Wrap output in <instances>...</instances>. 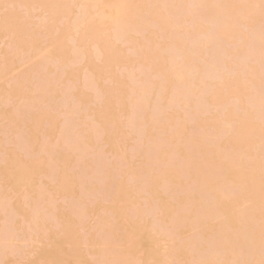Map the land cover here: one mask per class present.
Segmentation results:
<instances>
[{
    "label": "rangeland",
    "instance_id": "1",
    "mask_svg": "<svg viewBox=\"0 0 264 264\" xmlns=\"http://www.w3.org/2000/svg\"><path fill=\"white\" fill-rule=\"evenodd\" d=\"M22 1H25L24 3L27 5L28 3L30 5L32 2L35 3L32 6L30 5L31 8L29 9L26 4L21 6V4H24ZM62 1L58 0L59 3L56 0L53 2L48 0V3H44L43 0H32V2L31 0H20L21 3L18 0L0 1V23L3 24L4 20V23L9 24L8 26L11 28L8 30L7 24H3V26L0 24V39L2 35L4 38L0 41V264H264V109L262 108L264 105L262 107L252 105L254 104L253 99L256 100L260 94V99L264 97V65H262L264 61L260 63L264 57H260V61H258L259 56L262 54L259 51L264 44V40L256 36L259 32L264 33V0H225L226 3L231 2L232 4L233 2L235 5L232 7L237 9L235 10L236 13L234 12L236 17H233V14H231L234 11H232L233 8L229 7V11L227 12L228 9L226 7L228 3L226 5H224L225 2L224 4L222 3L224 7L226 6V11H224V7L222 10L223 5L220 4L221 0H213L214 2L218 1V3H215L220 4L221 9L212 0H209L210 3L212 2L211 5H209L208 0H198L201 3L200 6L204 10L206 8L205 11L202 7L200 8L199 3L195 0H193V3L195 1L199 7L196 6V3L193 4L192 0H168L169 3L166 0H151L149 3L146 0H98L94 4H92L93 0H88L85 5L89 9L83 7L82 5L84 4H80L84 0H71L72 3H70V0H64L67 2ZM138 1L143 2L144 7L147 4L149 6L146 7H152L149 10H145L147 8L145 7L144 9L142 4L140 6V2ZM185 1H188L187 4L192 3L188 6H195V9L191 8V11L195 10V13L189 12L186 8V13H192L191 17L193 18L191 19L196 21H192L193 24H188L193 26H191L193 31L192 28L189 29L190 26L185 25V22L187 24L188 20L190 21V14L188 13L189 15L187 16V14H183L185 12H182L185 11V5L182 7ZM38 2L39 4L35 6ZM68 2L71 5H68ZM151 2H154V5ZM161 2H164L163 5ZM49 3L50 6L51 4H54V6L58 4L53 9L55 13L52 11L53 5L51 7L47 5L46 7L45 4ZM77 3L80 4L82 10L84 9L86 13L83 11L84 14H81L82 10L79 7L75 9L78 5ZM117 3L119 5L116 6L115 4ZM167 3L171 5V7L167 6L168 9L164 6ZM41 4L44 10L42 7V9L40 8ZM214 4L215 7L213 6ZM64 5L67 7H64ZM178 5L180 7H177ZM205 5L211 6L210 9ZM120 6L124 9L125 13L122 12ZM163 6L165 7L164 9H162ZM172 6L174 8L177 7L178 11L177 9L173 10ZM32 7L34 10H32ZM212 7H214L213 10L218 7L217 10L223 11L219 10L226 17L230 16L226 14H231V18L227 17L229 18L227 20L223 15H220V18L217 10L216 13L215 10L214 12H209V10H212ZM57 8L58 10H56ZM65 8L67 12L63 11ZM106 8H111L110 10L114 13L119 11L116 14H120V16L116 15L115 17L117 24L114 17H109L112 12L106 10ZM137 8L139 12L142 9H144V12L148 11L149 15L142 12L141 15V13L137 12L140 18L142 16L145 17V15L148 16L146 18L142 17L143 19L141 20L135 15L137 19L135 18L136 20H134V14L132 13L133 9L136 12L135 9ZM188 8L190 10V7ZM97 9L100 10L98 11ZM166 9L169 11H166ZM196 9H202L204 11L201 10L203 15ZM96 10L97 12H95ZM120 10L124 15L120 13ZM60 11L61 14L59 15ZM76 11L79 13L76 16L83 18L82 22H80L81 18L79 20V18L73 16ZM92 12L96 16L95 18ZM165 12H169L168 14L166 13L167 16ZM175 12L177 15L181 14V16H184V18H178L177 24V19L171 20L170 15L171 13L173 18L176 16L174 15ZM208 13H211V15ZM127 14L131 18L133 17V19L129 21L127 19L126 21L124 17L126 18ZM193 14H199V16H196L197 20H199V17L204 20L207 15L208 18L206 17L205 19H208V22L214 24L219 22V24H215L217 27L219 25L218 29H221L223 24L226 25L229 20L232 21L233 18H236L238 22L235 20L233 22L234 24L236 22L237 26L233 24L230 29L229 26L232 23L229 21L230 25L226 26L227 29L223 27L226 31L228 30L226 33L229 34L225 33L226 36L222 38L226 39L227 35L229 36L232 33L230 36L233 35V39L230 38V41L227 38L231 42L228 46L231 47L232 44L235 45V43H232L235 41H237L236 43L239 42L240 45H243L241 42L249 44V41L246 42L247 38L250 35L252 37L256 36L262 41L260 43L259 40L261 46L260 50H257L259 55H257L256 51V47L259 49L258 41L254 40L256 38H252L256 43L253 44L252 41V44L247 45L248 48L246 50L249 49V51L244 50V46H246L244 45L243 47L241 46V49L237 48V51H234L237 58L235 55H231L233 46L230 48V51L228 50L230 52L228 53L227 49L229 47L226 48L227 45H224L227 44V41L225 39L223 41L220 37L225 30L216 31L215 26H213L214 24H212L214 28L212 29V26L210 27L207 24L208 22L206 23L208 26H206V24H203V21H197ZM47 15L50 17L49 20ZM54 15L58 18L54 19ZM39 16L46 19L43 21ZM203 16L204 18H202ZM212 16L216 18L218 16L221 20L218 18V20L216 18L212 19ZM3 17L6 18L3 19ZM117 17H120L119 19L122 17L121 21H118ZM244 17L247 19L245 20L248 22L247 24H243L244 20L242 18ZM64 18L66 26L63 24L65 23L64 20L57 24L60 19ZM209 18L212 21L215 19L217 21H209ZM85 19L91 20L90 23L86 22ZM238 19H242L243 21ZM112 20L117 25L116 27H112L114 25L111 22ZM123 20L125 21L123 22ZM70 21L73 22L74 26H70ZM77 21L80 24L83 23V26L77 23ZM96 21H100L102 24H98ZM172 21L176 25L179 24L177 26L178 29H183L185 26L188 27L187 29L185 27V31L181 29H177V31L176 27L172 26L176 32L174 34H177V36H174L173 33H170L174 31L171 27L169 28L170 30H167L166 27L163 29V26L167 22L168 26H166H171ZM224 21L226 23H223ZM240 21H242V24L239 23ZM120 22L122 23L118 27V23ZM181 22L184 23L182 24ZM86 23L93 24V27L95 24L99 25V28L95 25L97 29H93L92 25L91 27L89 25L88 28H91L89 32ZM35 24L37 28L34 27ZM195 24L198 27L201 26L200 28H203L204 31L208 29L212 31L210 30L207 33L200 30L201 33L199 34L198 29L200 28L195 26L197 28L195 29ZM203 26H206V29ZM55 27L58 30L60 28V30L55 32ZM73 27L75 36L72 33L74 32ZM75 27H79V29L76 30ZM84 27L92 35V39L85 40V38H89L90 36L86 35L88 32L85 31ZM110 27L113 30H110ZM117 27L118 29L121 28V31L118 33H116L118 30L115 29ZM12 29L19 34L11 32ZM31 29L33 32L31 31L28 34ZM82 29L83 32H86L85 37L80 35V33L84 34L81 31ZM114 30L115 32L113 33H115L114 35L117 34L116 36L122 33L121 37L118 36L119 39L117 38L119 41L112 39V37H115L112 35L113 33L110 35V31ZM195 30H197V33ZM213 30H215V33ZM229 30L232 32H229ZM10 32L17 36L22 34V39H28L25 40L26 43L24 42V45H27V42L30 40V37L32 38L34 33V36H36V32L40 35V40L36 38L38 35L36 37L33 36V39H31L33 43L29 41L31 45L28 43L29 46L27 45V48L33 46L30 48L34 51L31 49L29 51V49L24 48L23 42L21 43L23 40L20 39V41L18 39L21 37L17 38L16 36L14 40V35L10 34L12 38L10 37L11 39L9 38V40L7 36H9L8 33ZM78 32L81 39L78 38ZM182 32L187 33V39L185 40L190 39V36L191 39L194 36L196 39V34H199L201 45H199L200 41L198 38V40L196 39L198 41L196 43V40L194 41L193 38V43L195 45L198 43V46L194 47V44L190 43L193 44L194 48L189 46V48L192 47V50H189L192 52L186 53L184 49L188 50L189 48L187 41L183 39L186 35H183ZM216 32H219L218 34L220 32L223 33L218 37ZM25 33L26 37L24 36ZM60 33L63 34L61 35ZM179 33L181 36L178 35ZM204 33H207V35L213 33L210 37L208 35L209 39L213 41L214 37H218L217 39L219 41L222 40V42L214 40V44H209V39L203 38L207 36H204ZM57 34L58 37H56ZM146 34L150 35L148 39L151 42V46L154 45L153 47H148ZM214 34L216 36L213 37ZM238 34L241 35L238 37ZM28 35L32 36L28 37ZM66 36H69V38ZM172 36L180 40L182 38L185 43L181 45L180 42L182 40L178 42L175 38L171 40L172 43L175 42L173 44L175 49H181L180 45L182 48L185 47L183 52L176 55V57L180 54L182 55H180L182 58L179 57L178 60L180 58L183 59L184 52L186 53L184 56L187 55L185 62L184 60L182 61L188 64V66H185L186 69L183 68L182 70V68H179L180 71L178 68L176 69V72H180L179 76L183 71L188 70L187 67L190 70L191 67L194 69L193 66L190 67L191 63L195 65V70L197 69L195 75H192L190 71L193 76L191 79L188 78L190 75H188V79L185 78L187 75L186 71L185 76H182L185 81L183 86L181 84L183 81L180 82L181 78L179 77L180 81H178V84L180 82L182 87L175 84L174 77H171V74H169L172 69L167 72V69L171 65L167 66L169 59L167 60L166 57L171 58L170 55L173 52L170 48L168 49V46H171V48L173 46L168 45L171 42L168 40L172 39ZM258 36L262 37L260 33ZM42 37L45 40L44 42L42 41ZM16 39L21 43L19 46L15 42H10L16 41ZM54 39L57 42L59 39L63 40H59L61 45H59L60 42L58 43V46L61 47L59 49L62 51H58L59 49L55 47L54 44L57 43H54ZM88 40V43H83ZM78 41L79 43L76 44ZM98 41H102L103 43H97ZM105 41H109L107 43L110 44L105 43ZM122 41L123 44L121 45L123 46L120 45ZM39 42L43 43L42 46L38 45ZM217 42L220 43L219 47ZM11 43L15 44L11 45ZM51 43L54 45L53 47ZM202 43H205V45L202 46ZM99 44L102 45V48H100L101 45ZM155 44H157V47ZM165 44L167 47H165ZM103 45H105V48L107 47V50L111 49L109 54L113 59L108 57L107 50H104L106 52L102 51L104 49ZM240 45L238 44V46ZM251 45L255 46L256 53L253 51L254 49H252ZM80 46L83 49H76ZM108 46L110 47L108 48ZM112 46L113 48H111ZM36 47H38L37 51H35ZM137 47H140L143 51L144 47L147 48L144 51V55L141 54L143 52L137 50ZM155 47L156 49H154ZM196 47L200 49L197 51L200 53L196 52ZM202 47H205V51L207 50L204 55L202 53L205 51ZM126 48L130 49L131 52L134 51L135 57L131 52L128 53L129 51L125 54L124 49ZM217 48L218 51L215 50ZM219 48L224 50L221 52ZM148 49L151 53L154 50L153 52L155 53L153 55L159 54L157 56H162L155 57L152 54L151 56ZM77 50L80 51L77 52ZM86 50L89 51V54ZM117 50H119L120 55ZM136 50L138 51L137 55V52L135 53ZM209 50H214L218 55L213 54L214 52L210 54L211 51ZM174 51L178 53L177 50ZM74 52L77 53V57L81 56L80 59L78 58L79 60ZM81 52L84 54V57L78 54ZM113 52L115 54L117 52L118 54L114 55V57ZM241 52L244 55L240 54ZM85 53L88 54L89 58L92 56L90 60H86L88 56ZM227 53L230 54L229 60L225 57ZM97 54L100 55L97 56ZM221 54L224 56L222 55L218 63H222L225 69H223V72L219 69V67L222 69L220 64L218 65L219 67L215 64L213 66L215 69H212V71L216 72L215 75L214 72H208L212 66L211 68L206 67L208 68L207 70L203 69L205 72L201 70L213 61H217ZM125 55L127 57L125 58V60L127 59L126 61L121 59ZM129 55L132 56L130 57ZM211 55L216 59L210 57ZM255 55H257V58L254 57ZM138 56L142 58L143 56H147L148 60L143 58L146 61L145 63L142 58L138 59ZM58 57L59 60L64 57L65 59H62L65 61H59ZM117 57L119 58L117 62L121 59L118 63L115 60ZM173 57L175 56L172 55ZM154 58L157 59L153 60ZM160 58L162 61L164 60L163 68H161L162 61V63H159L161 67L156 65L160 61L157 60ZM187 58H189V62L191 61V63H188ZM53 59H56V62L59 61L56 63V67L53 65L55 68L52 67ZM66 59H72L73 62H69ZM76 59L78 62L75 61ZM195 59L198 61L195 62ZM254 59L257 61L256 63H258L257 66L259 68L253 62L255 61ZM172 60L175 61L176 58ZM200 60L202 63H200ZM166 61L168 62L166 63ZM174 61L173 63H175ZM208 61L209 64H206ZM61 62L63 63L62 66H66L68 62L69 65L65 69L63 67L62 71H59L58 69L62 68ZM153 62L164 71L166 78L161 70V72L159 70L154 72L151 69L154 67L152 66L154 65ZM182 62L178 63L177 66L179 64H183L184 66L185 64ZM204 62L205 64H203ZM225 62H229L227 64L230 68L233 67L232 72H226V67L227 70L231 69L228 68L227 64L225 66ZM243 62H247L245 64L249 65V70L244 64V66H240ZM91 63L94 71L91 70ZM201 64L202 67L200 66V69L199 65ZM232 64L233 66L231 67ZM136 65H140V67L142 65V68L148 65L149 71H145L148 75L144 73L143 69H141L140 73H144V76L138 72V69L136 70H138L139 75L137 72L134 73L135 70H130L134 69ZM58 66L61 67L58 68ZM165 66L167 67L166 70ZM120 67H123V69L125 67V70L128 67V70L125 72L132 71L129 73V76L133 73V78L138 77L137 79H142L141 76H143L142 81L144 80L145 84L147 82L150 83L152 77H155L151 75H157L155 78L160 76V74L163 75H161L162 78L158 77L157 80L154 79L150 84L151 86L147 84L151 90L148 91L147 89L150 94H148L147 101H144L146 100V96L143 98L147 85L141 86V88L144 87L143 91L145 92L141 91L143 93V96H141L143 100L141 98L139 100L146 103L138 101L135 98V95L138 96V93H135L136 90L129 84L132 81L127 82L131 77L124 74L123 70L121 72L119 70ZM244 68L247 69L246 72ZM219 70L221 72L218 73ZM241 70H244V73ZM206 71L210 80L208 78L207 80L205 79L207 77ZM239 71L244 76L241 73L239 75ZM247 71H249V74L252 71L253 76H249ZM225 72L226 74L229 73V75H226ZM202 73L205 76L200 75ZM119 74L123 77L119 78ZM219 74L220 76H217ZM246 74L252 80L248 79L249 77ZM172 75H175V73ZM212 75L213 79L217 76L214 81L213 79L211 80ZM241 76L248 77V81L244 78L246 79L244 83V79ZM144 77L147 78V82ZM113 78L116 80L118 87L113 82L115 81ZM164 78L166 80L167 78L168 80L170 79L169 84H164ZM140 79L139 82L134 81V84H144ZM224 79H228L229 82L233 80L237 83L231 82L232 84L229 85V82ZM160 80L164 83H158ZM186 80H192L193 82L190 81V84L192 86L197 85L195 86L197 89L194 86L187 89L186 84L189 83H186ZM237 80L239 82L242 80L243 83H239ZM199 82H202V85ZM222 82L223 84H228L229 87H240L232 95L229 94L231 92L226 93V95L227 86L224 87L225 84L223 85ZM205 83L208 86L206 87L205 85V88H211V92L205 93L207 94L206 97L203 91H199ZM210 83L212 87L209 86ZM173 84H175V87L173 86L175 90L176 86H178L177 88L185 87L186 89L184 90L189 93L195 90L192 92L193 94L186 95L187 93L184 94L185 91L178 89L179 92L176 90L177 93L175 94V91L172 92L171 90L173 87L170 86ZM218 84H221L226 89L223 90V94L222 87L217 86ZM162 85L166 87V91L165 87H162L164 93L157 90L158 88L159 91L163 90L160 89ZM214 85L216 89L213 87ZM130 86H132L131 88L134 91L131 92L130 90L132 89H128ZM115 87L116 91L114 90ZM205 88L204 90L207 91ZM217 88L221 89L220 92L223 97L224 94L226 95V99L224 97L223 106H221L220 102H223L222 96L220 101L217 102L215 100L217 104H215L214 100L210 101L215 106L213 107L211 104L209 105V100L212 99H208V97L211 96V93L213 95V91L214 94L218 92ZM155 90H157L159 95L161 93V95L153 93ZM180 92L184 93L181 94ZM131 93H135L134 96H130L129 94ZM199 93L200 95L198 96ZM153 95L154 98L152 97ZM189 95L191 96L189 97ZM228 95L229 98L227 99ZM158 96L159 99L161 98L160 101L156 99L153 102L158 101L160 109L157 106L159 105L158 102H154V104L150 102L152 99L158 98ZM173 96L179 100L177 98V101L176 99L173 100ZM183 96L186 98L188 96L190 100L187 101V99V103H184L186 98L182 99L184 98ZM192 96H195L194 101ZM197 96L198 99L202 97L204 102L201 98L200 100L202 101L198 100L199 102L196 103L197 99L195 98ZM168 97L171 98L172 102L175 101L176 104L172 106L174 102L170 104L171 101L167 100ZM132 98H135V100ZM181 99L184 102L180 101ZM166 100L167 102L169 101V104L166 102L168 105L164 102ZM126 101L127 103L134 101L136 104L132 103L138 107L141 104H144V107L145 104H148L147 109L143 108L144 112L138 109V107H133L129 110L130 104L127 105ZM137 101L140 102V105ZM182 102L187 104L188 107H182ZM192 102L196 103L195 105L199 104L198 107L195 106L196 109L193 108L194 110L191 108ZM259 102L261 101L259 100ZM132 103L131 107L133 106ZM151 104H153L156 110L157 108L160 110L159 113L155 109L154 112L152 111L153 107H150ZM164 104L169 106L168 109L164 107ZM177 104H179V107ZM218 104H220V107L216 106ZM170 107L171 110L169 109ZM149 109L155 117L152 116ZM195 110L198 116L193 115L195 114ZM140 113L141 115H138ZM149 113L154 120L148 123L147 120H151V117L148 116ZM202 114L203 116H201ZM139 116L141 117L139 118ZM201 118H203L202 121ZM200 121L203 124H200ZM200 129H202V132L205 130V132L207 131L211 135L208 133L207 135L206 133L203 135L204 132L201 135Z\"/></svg>",
    "mask_w": 264,
    "mask_h": 264
},
{
    "label": "bare ground",
    "instance_id": "2",
    "mask_svg": "<svg viewBox=\"0 0 264 264\" xmlns=\"http://www.w3.org/2000/svg\"><path fill=\"white\" fill-rule=\"evenodd\" d=\"M0 1H1V0H0ZM15 1H16V0H15ZM27 1H28V0H27ZM37 1H38V0H37ZM45 1H46V2H45ZM47 1H48V0H43L44 3H48ZM53 1H55V0H53ZM53 1L51 0V2H53ZM56 1L58 2V0H56ZM61 1H62V0H61ZM67 1H68V0H67ZM67 1H64V0H63L62 2H67ZM70 1H71V0H70ZM70 1H69V2H70ZM81 1H82V0H81ZM86 1H88V0H84V2H82V3H80V4H81V5L84 4V5H82V6L85 7V8H88V7H86V5H85V3H87ZM90 1H91V0H90ZM97 1H98V0H93V3H92V4L96 3ZM118 1H119V0H118ZM118 1H117V2H118ZM150 1H151V0H149V1L146 0L147 3H149ZM167 1H168V0H166V2H167ZM169 1H170V0H169ZM169 1H168V3H169ZM195 1H197V3H199L198 5L200 6V4H201L200 1H201V0H200L199 2H198V0H195ZM195 1H194V3H196ZM206 1H207V0H206ZM206 1H204V2L207 3ZM218 1H220V0H218ZM218 1H215V2L218 3ZM221 1H222V2H220V4H222V3L224 4V2H225L224 5H226V4L228 3V2L226 3L225 0H224V1L221 0ZM18 2H20V0H18ZM24 2H25V1H22V3H24ZM31 2H32V0H31ZM43 2H42V4H43ZM69 2H68V3H69ZM78 2H79V1H78ZM110 2H111V1H110ZM110 2H109V3H110ZM112 2H113V1H112ZM115 2H116V1H115ZM135 2H136V1H135ZM138 2H140V3H139L140 6H141V4L143 5V2H141V1H138ZM187 2H188V1H187ZM187 2L185 1V3L182 5V7L185 5V9H184L185 11H182V12H185V13H183V14H187V16L190 14V15H189V16H190L189 19H190L191 22L188 20V23L186 24V22H185V25H188L189 23H192V24H193L192 21H195V20L191 19V18H193V17H191V16H192V13H189V12H193V13H195V10L191 11V8L193 9L195 6H194V7H191V5L188 6L189 4H192V3H193V0H192V3H188V4H187ZM208 2H209V0H208ZM212 2H214V1L212 0ZM212 2H211V3L209 2V5H211ZM215 2H214V3H215ZM20 3H21V2H20ZM20 3H19V4H20ZM27 3H28V2H27ZM34 3H35V2H34ZM34 3H33V2L30 3V5L32 6V4H34ZM58 3H59V2H58ZM70 3H72V1H71ZM70 3H69L68 5H71ZM88 3H89V2H88ZM90 3H91V2H90ZM98 3H100V2H98ZM152 3H153V5H154V2H151V4H152ZM161 3H162V5H163L164 2H161ZM161 3H160V4H161ZM168 3H167V5L165 4L164 6L167 7V6L169 5V6L171 7V5L168 4ZM194 3H193V4H194ZM197 3H196V6H197ZM205 3H204V4H205ZM217 3H215V4H217ZM25 4H26V3L21 4V6H22V5L24 6ZM38 4H39V2L36 3L35 6H37ZM42 4L40 5V8H41V7L43 8V5H42ZM55 4H57V3H55ZM77 4H78V3H77ZM80 4H78V5L75 7V9L78 8V7L81 8ZM110 4H111V3H110ZM135 4H136V3H135ZM207 4H208V3H207ZM215 4L213 5L214 7H215ZM220 4H217V6L219 5V8L221 9ZM223 4H222V5H223ZM228 4H230V5H228ZM228 4H227V7H226V6H225V7H226L227 9H228L229 7H230L231 9L233 8L232 11H233V10H234V11L231 13V9H230V13L233 14V17H236V15H235L236 11H235V10H237V9H236L235 7H232V6H235V5L233 4V2H232L233 5L231 4V2L228 3ZM30 5H29V3H28V5L26 4V6H28L29 9L31 8ZM45 5H46V7H47V5H49V7H51L52 5L54 6V4H51V6H50V3H49V4H45ZM45 5H44V6H45ZM57 5H58V4H57ZM57 5H55V6H57ZM62 5H63V4H62ZM66 5H67V4H66ZM66 5H64V7H65ZM90 5H91V4H90ZM102 5H103V3H102ZM115 5L117 6V5H119V4L117 3V4H115ZM139 5H138V6H139ZM145 5H146V3H145ZM173 5H174V4H173ZM176 5H177V4H176ZM209 5H207V6L205 5V6L208 7ZM224 5L222 6V10L225 8ZM26 6H25V7H26ZM33 6H34V5H33ZM35 6H34V7H35ZM55 6L52 8L53 13H55V10H53V9L56 8ZM88 6H89V5H88ZM97 6H98V5H97ZM100 6H101V5H100ZM100 6H99V7H100ZM108 6H109V5H108ZM116 6H114V7H116ZM133 6H134V5H133ZM146 6H149V4H147ZM146 6H145V7H146ZM150 6H151V5H150ZM164 6L162 7V9L165 8ZM199 6H197V7H199ZM203 6H204V5H203ZM28 7H27V8H28ZM38 7H39V6H38ZM38 7H36V8H38ZM46 7H45V8H46ZM59 7H60V6H59ZM66 7H67V6H66ZM72 7H73V6H72ZM90 7H91V6H90ZM94 7H95V6H94ZM99 7H98V8H99ZM101 7H103V6H101ZM101 7H100V8H101ZM106 7H107V6H106ZM118 7H119V6H118ZM120 7H121V6H120ZM135 7H136V6H135ZM135 7H134V8H135ZM143 7H144V5H143ZM145 7H144V9H145ZM151 7H152V6H151ZM151 7H146L147 9H145V10H149ZM153 7H154V6H153ZM170 7H169V8H170ZM172 7H173V6H172ZM177 7H180V6L178 5ZM177 7H175V8L173 7L172 9H173V10L177 9V11H178V8H177ZM188 7H190V10H189ZM201 7H202V6H200V8H201ZM210 7H211V6H210ZM210 7H208V8L210 9ZM214 7H212V8H211L212 10H209V12H211V11L214 12V10H215V13H216L217 11L219 12V15H218V16H220V15L225 16V14L220 13V11H221L220 9H219L220 11L217 10L218 7H216V8L213 10ZM223 7H224V8H223ZM32 8H33V7H32ZM42 8H41V9H42ZM68 8H69V7H68ZM111 8H112V7H111ZM111 8H110V9H111ZM132 8H133V7H132ZM186 8H187V10L189 11V12H188L189 14L186 13V12H187ZM226 8L224 9V11H226ZM2 9H4V8L2 7ZM2 9H1V10H2ZM38 9H39V8H38ZM38 9H36V10L38 11ZM59 9H60V8H59ZM88 9H89V8H88ZM102 9H103V8H102ZM110 9L106 8V10H110ZM140 9H141V7H140ZM144 9H142L141 12L144 13V14H145V13L148 14V13H147L148 11H147V12H144V11H143ZM159 9H161V8H159ZM167 9H168V7H167ZM167 9H166V11H169V10H167ZM170 9H171V8H170ZM194 9H195V8H194ZM202 9H203V7H202ZM202 9H201V10H202ZM7 10H9V9H7ZM32 10H34V8H33ZM36 10H35V11H36ZM39 10H40V9H39ZM43 10H44V8H43ZM56 10H58V8H57ZM61 10H62V9H61ZM65 10H66V8H65L63 11H64V12H67V11H65ZM81 10H82V8H81ZM86 10H87V9H86ZM97 10L99 11L100 9H97ZM97 10H96L95 12H97ZM117 10H118V8H117ZM121 10H122V12L125 13V11H124V9H122V7H121ZM121 10H120V13H122ZM179 10L181 11L180 8H179ZM196 10H198V9H196ZM201 10H198V11L201 12ZM203 10H204V9H203ZM203 10H202V11H203ZM205 10H206V8H205ZM205 10H204V11H205ZM216 10H217V11H216ZM2 11H3V10H2ZM41 11H42V10H41ZM68 11H69V10H68ZM83 11H85V10L83 9L82 12H81V14L83 13ZM110 11H111V10H110ZM114 11H115V10H114ZM135 11H136V12H134V9H133V13H132V14H134V16H133V17H134V20H136L138 17H139V19L142 20L143 18H146V16L149 15V14H148V15H145V17L142 16L143 18H142V17L140 18V16H138L139 14L137 13V12H139V9L137 8V9H135ZM163 11H165V10H163ZM204 11H203V12H204ZM207 11H208V10H207ZM228 11H229V9L227 10V12H228ZM42 12H43V11H42ZM56 12H57V11H56ZM64 12H62V13H64ZM79 12H80V10H79ZM111 12H112V11H111ZM118 12H119V11H117V12H115V13L112 12V13L115 14V16H114V14H112V13H110L112 16H111V15L109 16V17H114V19H115V23H116V24H117V21H116V18H115V17H116V15L120 16V14H116V13H118ZM131 12H132V10H131ZM141 12H139V13H141ZM200 12H198V13H200ZM203 12H201L200 14L203 15ZM221 12H223V11H221ZM234 12H235V13H234ZM9 13H10V12H9ZM57 13H58V12H57ZM84 13H86V11H85ZM84 13H83V14H84ZM124 13H122V14L124 15ZM142 13H141V15H142ZM166 13H167V12H165V14H166ZM168 13H169V12H168ZM168 13H167V14H168ZM178 13H179V12H178ZM180 13H181V12H180ZM41 14L44 15L45 12H44V14H43V13H41ZM41 14H40V15H41ZM60 14H61V11H60L59 15H60ZM67 14H68V13H67ZM72 14H73V13H72ZM78 14H79V13H77V11H76V12H75V15H73V16L79 18V20H80L81 17L76 16V15H78ZM81 14H80V15H81ZM90 14H91V13H90ZM129 14H130V12H129ZM129 14H127L128 16L126 15V16H127L126 18H125L124 16H122V17H124V19H125L126 21H127V19H128V21H129V20L133 19V17H132V18L129 17V16H130ZM144 14H143V15H144ZM167 14H166V16H167ZM204 14H205V13H204ZM206 14H207V12H206ZM208 14L211 15V13H208ZM217 14H218V13H217ZM217 14H216V15H217ZM231 14H226V15H230V16H231ZM6 15H9V14H6ZM42 15H41V16H42ZM45 15H46V14H45ZM59 15H58V16H59ZM62 15H63V14H62ZM65 15H66V14H65ZM92 15H93L94 18L96 17V16L93 14V12H92ZM92 15H90V16L92 17ZM135 15L137 16V18H136ZM170 15H171V20H172V19H175V20L177 19L176 24H177V22H178V20H179V19H178L179 17L184 18L183 15H182V16H181V14H178V15H177L176 12H175V14H174V15H176V16H174L173 18H172L173 15H172L171 13H170ZM179 15H180V16H179ZM193 15H194V14H193ZM197 15L199 16V14H197ZM197 15H194V16H195V17H194L195 19L197 18V17H196ZM202 15H201V16H202ZM213 15H214V14H213ZM37 16H38V15H37ZM41 16H39V17L41 18ZM69 16H70V15H69ZM69 16H67V17H69ZM73 16H72V17H73ZM81 16H84V15H81ZM88 16H89V15H88ZM152 16H153V19H154V15H153V13H152ZM168 16H169V15H168ZM187 16H185V18H187ZM214 16H215V15H214ZM218 16H217V18H218ZM223 16H222V17H223ZM230 16H227V17H230ZM42 17H43V16H42ZM84 17H85V16H84ZM91 17H90V18H91ZM122 17H121V19H122ZM128 17H129V18H128ZM149 17H150V16H149ZM206 17H207V15L205 16V18H206ZM225 17H226V16H225ZM227 17H226V18H227ZM5 18H6V17H3V19H5ZM35 18H36V16H35ZM40 18H39V19H40ZM47 18H48V20H49L50 17H48V15H47ZM57 18H58V17H56V16L54 15V19H57ZM60 18H61V17H60ZM94 18H93V19H94ZM97 18H98V17H97ZM97 18H96V19H97ZM100 18H101V17H100ZM107 18H108V17H107ZM107 18H105V19H107ZM117 18H118V17H117ZM119 18H120V17H119ZM119 18H118L117 20H118V21H121V19H119ZM135 18H136V19H135ZM169 18H170V17H169ZM202 18H204V16H203ZM205 18H204V20H206V21L200 19V17H199L198 19L201 20V21H203V24H206V23L208 22V19H205ZM207 18H208V17H207ZM213 18H216V17H213V16H212V19H213ZM217 18H216V19H217ZM220 18H221V16H220ZM220 18H218V19L221 20ZM230 18H231V17H230ZM3 19H2V20H3ZM41 19L44 21V19H46V18H41ZM41 19H40V20H41ZM74 19H76V18H74ZM82 19H83V18H81V21H80V22H82ZM102 19H103V18H102ZM108 19H109V18H108ZM212 19L209 18V21H210V20L212 21ZM216 19H215V20H216ZM218 19H217V20H218ZM223 19H224V17H223ZM223 19H222V20H223ZM228 19H229V18H227V20H228ZM242 19H243L244 21H243ZM242 19H238V20H242V21H243V24H247V23H248L247 21H245V20H247L245 17L242 18ZM36 20H38V19H36ZM62 20H64V22L66 21L65 18H64V19H60V21H58L57 24H59V22H62ZM76 20H78V19H76ZM85 20H86V19H85ZM88 20H89V19H88ZM88 20H86V22L90 23V21L92 20V18H91L90 21H88ZM103 20H104V19H103ZM125 20H123V22H124ZM175 20H174V21H175ZM183 20H184V19H183ZM196 20H197V19H196ZM199 20H197V21H199ZM215 20H213V21L216 22L217 20H216V21H215ZM224 20H226V19H224ZM227 20H226V21H227ZM233 20L236 21L237 19H236V18H233ZM233 20H232V21L229 20V21H231L230 23H232L231 26H229V25H230L229 21H228L227 23H226V21H224L223 23H226V25L223 24L224 26L222 25V28H221V29L225 30L223 27H226V26H227V27L229 26V28L231 29L232 25L234 24ZM51 21H52V19H51ZM54 21H55V20H54ZM74 21H75V20H74ZM174 21L171 22L172 25L169 26V27H167V26H168V22H167V24H166L167 26H166V25H164V26L162 25V26H163V29H165L164 27H166L167 30H170L169 28L171 27V29L174 30V29L172 28V26H174V27H176V30H177V29H178L177 26H178L179 24L176 25V24L174 23ZM180 21H181V20H180ZM213 21H212V22H213ZM242 21H240L239 23L242 24ZM1 22H2V21H1ZM4 22H5V21L3 20V24L6 25L7 23H4ZM70 22H71V23H70V24H71L70 26H72V25H73V22H72V21H70ZM80 22L77 21V23H79V24H80ZM96 22H97V21H96ZM96 22H95V23H96ZM101 22H102V20H101ZM101 22L99 21V22H97V23H98V24H102ZM111 22L113 23V20H112ZM195 22H196V21H195ZM236 22H238V21H236ZM236 22H235V24H236ZM75 23H76V22H75ZM88 23H86L87 26L85 25L87 28H88L89 25H90V27H91V25H92V27H93V24H88ZM115 23H113L114 25H113L112 27H114V26L116 27V26H117ZM121 23H122V22L118 23V25L121 24ZM179 23H180V22H179ZM181 23L183 24L184 22H181ZM216 23H217V22H216ZM216 23H215V24H216ZM0 24H1V23H0ZM3 24H1V25L3 26ZM32 24H33V23H32ZM36 24H37V22H36ZM36 24L34 25V27H36ZM60 24H61V23H60ZM63 24H65V26L67 25L66 22L63 23ZM82 24H83V23H81L80 25H82ZM182 24H181V25H182ZM207 24L210 25V27H211L212 24H214V23H210V22H208ZM207 24H206V26H208ZM215 24L213 25V26H215V30H216V31H217V30H218V31H222L221 29H218L219 25H218V27H217V25H215ZM217 24H219V22H218ZM221 24H222V21H221ZM228 24H229V25H228ZM235 24H234V25H235ZM1 25H0V26H1ZM8 25H9V24H7V26H8ZM55 25H56V24H55ZM75 25H76V24H75ZM95 25H96V24H95ZM95 25H94L93 29H94L96 26H97V27L99 26V25H96V26H95ZM103 25H104V24H103ZM181 25H180V26H181ZM197 25H198V23H197ZM200 25H201V23H200ZM73 26H74V25H73ZM82 26H83V25H82ZM108 26H109V25H108ZM108 26H107V27H108ZM188 26H190L189 29H191V28L193 27L191 24L188 25ZM188 26H187V27H188ZM191 26H192V27H191ZM195 26H196V24L194 25V27H195ZM206 26H205V27H206ZM213 26L211 27L212 29H214ZM236 26H237V24H236ZM5 27H6V26H5ZM5 27H4V28H5ZM10 27H11V24H10ZM12 27H13V26H12ZM76 27H77V26H76ZM76 27H75L76 30L79 29V27H78V28H76ZM86 27H84V28L86 29V30H85V29H84V30L88 32V30L91 29V28H88V30H87ZM103 27H105V26H103ZM112 27H110V30H113V29H111ZM118 27H120V25H119ZM118 27L115 28L116 30H118L116 33H118V32L121 31V28H119V29H120V30H119ZM185 27H186V26H185ZM185 27H184L183 29H182V28H179V29L185 31V30L187 29V27H186V29H185ZM196 27H198V26H196ZM196 27H195V29H197ZM200 27H201V26H200ZM200 27H198V28H200ZM203 27H204V26H203ZM205 27H204V29H206ZM216 27H217V28H216ZM227 27H226V29H227ZM4 28H3V29H4ZM8 28H9V26H8ZM8 28H6V29H8ZM36 28H37V27H36ZM81 28H82V27H81ZM98 28H99V27H98ZM229 28H228V29H229ZM10 29H11V28H9L8 30H10ZM66 29H67V28H66ZM93 29H92V30H93ZM95 29H97V28H95ZM179 29H178V30H179ZM0 30H1V29H0ZM4 30H5V29H4ZM34 30H35V29H34ZM57 30H58V28L55 27V32H57ZM59 30H60V28H59ZM59 30H58V31H59ZM73 30H74V27H73ZM92 30H91V31H92ZM178 30H177V31H178ZM198 30H199V34H200V33H201L200 30L202 31L203 28H200V29H198ZM210 30H211V29H208V30H206V31L203 30L202 32H207V33H208V31H210ZM215 30H213L214 33H215ZM12 31H13V33L19 34V33H17V32H16L15 30H13V29L11 30V32H12ZM31 31H32V29L29 31L28 34H30ZM66 31H68V30H66ZM81 31L83 32V29H82ZM85 31L83 32L84 34H81V33H80V35H82V36L85 37V34H86ZM105 31H106V30H105ZM164 31H165V30H164ZM192 31H193V28H192ZM195 31H196V33H197V30H195ZM195 31H194V32H195ZM211 31H212V30H211ZM227 31H228V30H227ZM227 31L225 30L224 33H223V32H220V34L223 33V34H221V36H220L221 39H223V41H225V40L227 41V44H224L225 46L227 45L226 48H228V47H229L228 45L231 44V42H229L227 38H229L230 41H231V39H233V35L230 36L232 33H231L229 36L227 35L226 39H225V38H222V37H225L226 34H229V33H226ZM230 31H231V30H229V32H230ZM5 32H6V31H5ZM5 32H4V33H5ZM11 32L8 33L9 36H7V38H8V39H9L10 37L12 38L13 35H14L13 38H14V37L16 38L17 35H15V34H13V33H11ZM32 32H33V31H32ZM89 32H90V30H89ZM89 32H88L86 35H89L90 37L88 36L89 38H85V40L90 39V38L92 37V35H90ZM113 32H115V30L112 31V32L110 31V35H111ZM189 32H191V31H189ZM231 32H232V31H231ZM72 33H74V35H73V34H72V35L75 36V30H74V32H72ZM170 33H173V34H174V33H176V32H175V30H174V31H171ZM192 33H193V32H192ZM207 33H206V34L204 33V36H206ZM216 33H217V36L219 37V35H220V34H218L219 32H216ZM225 33H226V34H225ZM239 33H241V32L239 31ZM259 33H260V35H261L262 37L258 36ZM259 33H257L258 35H256V36H257L258 38H260V39L262 38V39L264 40V38H263V34H264V33H261V32H259ZM10 34H11V35L13 34V35L10 36ZM60 34H61V33H60ZM62 34H63V33H62ZM62 34H61V35H62ZM64 34H65V30H64ZM77 34H78V36H79V32H78ZM114 34H115V33H113L112 35L115 36V37H112V36H111V37H112V39H114L115 41H116L117 38L119 39L118 36L122 35V33H121L120 35L118 34V36H116L117 34H116V35H114ZM123 34H124V33H123ZM147 34H148V33H147ZM147 34H146V37H147V41H148V43H147V44H148V47H153L154 45L151 46V42H149V39H148V37H149L150 35L148 36ZM151 34H152V32H151ZM153 34H154V33H153ZM167 34H168V31H167ZM182 34H183V35H186V36H184L185 38L183 37V39H184V41H187V43H188V48H189V46H192V47H193V44H194V47H195L196 45L198 46V43H197L196 45H195V43L198 42L197 40H198L199 38H201V37L199 36V34H198V35L196 34V39L198 38L197 40L195 39V36L192 37V39L194 38V41L196 40L195 43H193L194 41L191 39V36L189 37L190 39L185 40V39H187V38H186V37H187V33H186V32H185V33L182 32ZM190 34H191V33H190ZM211 34H213V33H209V34H208L209 37L211 36ZM224 34H225V35H224ZM255 34H256V33H255ZM255 34H254V35H255ZM21 35H22V34H21ZM21 35L17 36V38H18V37H21ZM25 35H26V33L24 34V36H25ZM32 35H33V33H32ZM32 35H30V36H32ZM34 35H35V33H34ZM34 35H33V36H34ZM37 35H38V33L36 32V36H37ZM170 35H171V34H170ZM175 35L177 36V34H174V36H175ZM178 35L181 36L180 33H179ZM202 35H203V33H202ZM208 35H207L206 37H203V38H208V39H209ZM236 35H237V33H236ZM240 35H241V34H238V37H239ZM26 36H27V35H26ZM26 36H25V37H26ZM30 36L28 35V37H30ZM33 36H32V38L30 37V40H29V41H31V39H33ZM36 36H34V37H36ZM39 36H40V35H38V37H36L37 40H38V39L40 40ZM76 36H77V35H76ZM78 36H77V37H78ZM82 36H81V37H82ZM154 36H155V35H154ZM198 36H199V37H198ZM214 36H216V34H214L213 37H214ZM256 36L252 37V35H250V37L247 38L246 42L249 41L248 43H249V44H250V43L252 44V41H253V44H254V43H256V42L258 41L257 44L259 45V46H258L259 49H257V47H256V51H257V50L259 51V50H260V47H261L260 44H259V40H260V39H258ZM4 37H5V36H4ZM56 37H58V34H57ZM60 37H61V36L59 35V38H60ZM66 37L69 38V36H66ZM66 37H65V39L68 40ZM84 37H82V38H84ZM111 37H110V38H111ZM120 37H121V36H120ZM146 37H145V38H146ZM218 37H217V38H218ZM234 37H236V36H234ZM2 38H3V35H2ZM2 38H1V39H2ZM11 38H10V39H11ZM15 38H14V40H15ZM23 38H24V37H23ZM36 38H35V42H36ZM78 38L81 39L80 36H79ZM153 38H154V37H153ZM170 38H171V37H170ZM174 38H175V37L172 36V39H169L168 41L174 40ZM203 38H202V39H203ZM211 38H212V37H211ZM214 38H215V39H213V41H211V39L208 40L209 44H211V43L214 44V43H215L214 40H215V41L218 40L216 37H214ZM230 38H231V39H230ZM252 38H253V39L256 38V39H254V40H255V41L257 40V41L254 42V40H253ZM1 39H0V41H1ZM3 39H4V38H3ZM3 39H2V40H3ZM10 39H9V40H10ZM18 39H19V40H20V39L23 40V41L20 40L21 43L23 42V43H22L23 45H24L25 40H28V39H26V38H25V40H24V39H22V37H21V38H18ZM57 39H58V38H57ZM60 39H61V38H60ZM60 39H59V40H60ZM65 39H64V40H65ZM72 39H73V38H72ZM79 39H78V40H79ZM91 39H92V38H91ZM118 39H117V40H118ZM122 39H124V38L122 37ZM166 39H168V38L166 37ZM176 39H177V38H175V40H176ZM224 39H225V40H224ZM248 39H249V40H248ZM250 39H251V40H250ZM9 40H8V41H9ZM14 40H13V41H10V42H15V43H17L18 46L21 44V43H19V41H17V39H16L17 42L14 41ZM51 40H52V39H51ZM54 40H55V39H54ZM59 40H58V42H57L56 40L54 41V43H57V44H54L55 47H57V49L61 48L60 46H58V43H59L60 41H63V40H60V41H59ZM70 40H71V39H70ZM114 40H113V41H114ZM145 40H146V39H145ZM181 40H182V38H181ZM181 40H180V39H177V42H178V41H181ZM239 40H240V39H239ZM239 40H238V41H239ZM29 41L27 42V45H28ZM42 41H43V42L45 41V40L43 39V37H42ZM42 41H41V42H42ZM76 41H77V39H76ZM79 41L81 42V40H79ZM79 41L76 42V44L79 43ZM103 41H104V40H103ZM118 41H119V40H118ZM184 41L182 40V41L180 42L181 45H184V44H185ZM191 41H192V42H191ZM199 41H200V39H199ZM204 41H205V40H204ZM204 41H202V42H204ZM218 41H219V40H218ZM250 41H251V42H250ZM31 42L33 43V40H32ZM41 42H39L40 44L38 43V45L42 46L43 43L41 44ZM72 42H73V40H72ZM88 42H89V40H88L87 42L84 41L83 43H88ZM99 42H100V41H98L97 43H99ZM107 42H109V41H107ZM107 42L105 41V43H107ZM140 42H141V41H140ZM152 42H153V41H152ZM205 42H206V41H205ZM219 42H222V40H220ZM219 42H217V43H218V47H219V44H220ZM236 42H237V41L232 42V43H235V45L232 44L231 47H229V48L227 49V52H228V53H230L229 51H230V48H232V46H233V49H231V52H232V51H233V52H234V51H237V48L241 49L244 45H246V46H244V47H245L244 50H246V48H248L247 45L249 46V44H247V43L244 44V42H243V43L241 42V44H243V45H240L239 42H238V43H236ZM261 42H262V41L260 40V43H261ZM15 43H11V45H12V44H15ZM25 43H26V42H25ZM100 43L102 44L103 42L101 41ZM105 43H104V44H105ZM149 43H150V44H149ZM167 43H168V42H167ZM171 43H172V41L169 42L168 45H173L175 42L172 43V44H171ZM180 43H178V44H180ZM190 43H193V44H190ZM223 43H225V42H223ZM223 43H221V44H223ZM229 43H230V44H229ZM73 44H74V42H73ZM101 44H99V45H101ZM107 44H110V43H107ZM121 44H123V41H122V43H120V45H121ZM189 44H190V45H189ZM202 44H203L202 46L205 45V43H202ZM206 44H207V42H206ZM238 44H239L240 46H238ZM257 44H255V46H257ZM9 45H10V44H9ZM17 45H16V46H17ZM25 45H26V44H25ZM25 45H24V48L29 49V51H30V49L33 47V46H30L31 48H30V47L27 48V45H26V46H25ZM29 45H31V44L29 43ZM29 45H28V46H29ZM34 45H35V44H34ZM51 45H52V43H51ZM54 45H52V47H53ZM59 45H61V42L59 43ZM85 45H86V44H85ZM105 45H106V44H105ZM105 45H103V46H104V49H102V51L107 50V47L105 48ZM111 45H112V44H111ZM142 45H143V44H142ZM149 45H150V46H149ZM181 45H180V46L178 45L179 47H181V49H180V48H179V49H178V48L175 49V48H174V45L172 46V48H174V49H172L171 46H170V47L168 46V49L170 48L173 52L170 51V50H168V51L172 52V54L170 53V54H171V55H170L171 58H170V57H169V58L166 57L167 60L169 59V60H168L169 62L166 61V63L168 62L169 64H167V66L169 67V66L171 65L172 68L169 67V68L167 69V67L165 66V67H166L165 70L167 69V72H169V71L172 69V70L170 71L171 73L169 72V74H171V77H172V76L174 77V80L176 81L175 84H178V81H180V79H179V77H180V78H181V81H180V82L183 81V82L181 83L182 86H183V84H184L185 81H184V79L182 78V76H185L186 71H187V73H186L187 75L185 76V78H187L188 75H190L188 78L191 79V77H193L192 75H195L197 69L195 70V68H196L195 65H192L191 61L189 62V58H187V59H188V60H187L188 63H191V64H190V67L193 66L194 69L191 67V70H190V68L187 67L188 70H186L185 72L183 71L182 73H184V74L182 75V73H181L180 76H179V73H180V72H179V71H180L179 68H182V70H183V68H185V66H188V64H185V63H184L185 60H186V56H187V55H186V56H184V55H185L187 52H190L189 50H192V49H191L192 47L189 48V49L187 50V49H184L185 47L182 48ZM199 45H201V41H200V44H199ZM207 45H208V44H207ZM224 45H223V46H224ZM81 46H82V44H81ZM81 46H80V47H77L76 49H78V48H79V49L82 48ZM106 46H107V45H106ZM113 46H114V45H113ZM113 46H112L111 48H113ZM121 46H123V45H121ZM155 46L157 47V44H155ZM175 46H176V44H175ZM213 46H214V45H213ZM215 46L217 47V45H215ZM234 46H235L236 48H235ZM237 46H238V47H237ZM241 46H242V47H241ZM255 46H254V47H255ZM263 46H264V44L262 45L261 50L259 51V53H260V54L262 53V54H261V56H259L258 61H260V57H262V58L264 57V56H262V55H264V53H263V52H264V47H263ZM8 47H9V46H8ZM38 47H39V46H38ZM38 47L35 48V51H37L36 49H38ZM49 47H50V46H49ZM109 47H110V46H108V48H109ZM141 47H142V46H141ZM146 47H147V45H146ZM146 47H144V51L148 48V47H147V48H146ZM156 47H155L154 49H156ZM165 47H167L166 44H165ZM194 47H193V48H194ZM200 47H201V46H200ZM200 47H198V48H200ZM209 47H211V46H209ZM251 47H253V46L251 45ZM254 47H253L252 49H254ZM100 48H102V45H101ZM202 48L204 49L205 47H202ZM213 48H215V47H213ZM234 48H235V49H234ZM73 49H75V47H73ZM76 49H75V50H76ZM82 49H83V48H82ZM127 49H128V48L124 49V50H125V51H124L125 54H127L128 51H129L128 53L131 52L130 49H128V50H127ZM150 49H151V48H150ZM183 49H184V51L186 52V53L184 52V54L182 53V54H183V59H181V58H182V57H181V56H182L181 54H180L181 56L179 55V56L176 57V55H178L180 52H183ZM196 49H197V47L195 48V50H196ZM219 49L221 50V48H219ZM262 49H263V50H262ZM31 50H32V49H31ZM60 50H61V49H59L58 51H60ZM80 50H81V49H80ZM80 50H77V52L80 51ZM137 50H139L140 52H143V53H141V54L144 55V51H143L142 49H140V47H137ZM137 50L135 51V53L137 52L136 55L138 54V51H137ZM166 50H167V49H166ZM174 50H177L178 53H176V51H174ZM180 50H181V51H180ZM195 50H194V51H195ZM198 50H200V49H197L196 52H197ZM215 50L218 51V48L215 49ZM223 50H224V49H223ZM223 50H221V52H222ZM228 50H229V51H228ZM247 50L249 51V49H247ZM247 50H246V51H247ZM27 51H28V50H27ZM32 51H34V50H32ZM61 51H62V50H61ZM86 51H88V50H86ZM86 51H85V52H86ZM153 51H154V50H152V53H151V52L149 51V49H148V52H150L149 55H151V54L153 55V53H155V52H153ZM156 51H157V50H156ZM204 51H205V49H204ZM206 51H207V50H206ZM206 51L203 52L202 54L204 55V54L206 53ZM209 51H211V50H209ZM240 51H241V50H240ZM253 51L256 53L255 49H254ZM253 51H252V52H253ZM258 51H257V55H259V54H258ZM104 52H106V51H104ZM104 52H103V53H104ZM109 52H111V49L107 50V54H109ZM117 52H118L119 55H120L119 50H117ZM117 52H116V54L113 52V53H114L113 56H114V55L116 56V55L118 54ZM133 52H134V51H133ZM133 52H131L132 55L134 54ZM140 52H139V53H140ZM157 52H158V51H157ZM191 52H192V51H191ZM191 52H190V53H191ZM196 52H195V53H196ZM213 52H214V50H212V51L210 52V54H212ZM219 52H220V51H219ZM233 52H232V53H233ZM254 52H253V53H254ZM74 53H75V52H74ZM145 53L147 54V52H145ZM197 53H200V52H197ZM197 53H196V55H198ZM224 53H226V52H224ZM224 53H223V54H224ZM228 53H227V54H228ZM232 53H231V55H235V52H234L233 54H232ZM244 53L247 54L246 52H244ZM253 53H252V54H253ZM255 53H254V54H255ZM71 54H73V53H71ZM75 54H76V57H77V56H78L77 53H75ZM78 54H79V55L81 54V55H83L82 57H84V54H83L82 52H81V53H78ZM85 54L88 56L89 51H88V54H87V53H85ZM146 54H145V55H146ZM210 54H209V55H210ZM213 54L218 55V53L216 54L215 52H214ZM223 54L219 55L220 58L217 59V61L215 60V61H213L212 63L210 62V63H211L210 65H206V66L203 67L202 69H201L202 64L199 65V67L201 66L200 69H201V70H203V69H204V70H207L209 67L211 68V66H212V68L209 69L208 72H209V71L214 72V71H212V69H213V70L215 69V67H213V66H214V64H215L216 66H218V65L220 64V63H218V62H219V60L221 59V57H222ZM227 54H226L225 57L228 59V57H230V54H228V56H227ZM240 54H242V52H241ZM1 55H2V54H1ZM62 55H63V53H62ZM98 55H100V54H97V56H98ZM104 55H105V54H104ZM132 55H131V56H132ZM142 55H140V56H142ZM152 55H151V56H152ZM157 55H159V54H157ZM157 55H156V56L153 55V56H155V57H160V56H162V55H160V56H157ZM172 55H174L175 57L172 58ZM193 55H195V54H193ZM242 55H244V54H242ZM257 55H255L254 57L257 58ZM49 56H50V55H49ZM115 56H114V57H115ZM129 56H130V55H129ZM131 56H130V57H131ZM189 56H191V55H189ZM205 56H206V55H205ZM213 56H214V55H213ZM223 56H224V55H223ZM235 56H236V58H237V55H235ZM235 56H234V57H235ZM238 56H239V55H238ZM0 57H1V56H0ZM52 57H53V56H52ZM52 57H51V58H52ZM76 57H75V58H76ZM80 57H81V56H80ZM80 57H77V59H78V58L80 59ZM91 57H92V56H91ZM91 57H90V58H91ZM108 57L111 58L112 56L109 54ZM134 57H135V54H134ZM138 57H139V56H138ZM146 57H147V56H145V57L143 56V58H145V60L147 59ZM179 57H181L180 60H178ZM201 57H202V56H201ZM210 57H212V55H211ZM51 58H50V59H51ZM54 58H55V57H54ZM62 58H64V57H62ZM62 58H61L62 62L65 61V60H64L65 58H64V59H62ZM90 58H89V56H88V57H86V60H88V59L90 60ZM125 58H127L126 55H125L124 58L121 57L122 60H125ZM140 58H142V57H139L138 59H140ZM143 58H142V60L145 61ZM152 58H153V57H152ZM175 58H176L177 61H180V62H177L176 60H175V61L172 60V59H175ZM193 58H194V57H193ZM197 58L199 59V57H197ZM204 58H205V57H204ZM212 58H213V57H212ZM232 58H233V57H232ZM57 59L59 60V57H58ZM77 59H76L75 61L78 62L79 59H78V60H77ZM111 59H113V58H111ZM118 59H119L118 57H117V59H115L116 62H117ZM121 59H120V60H121ZM136 59H137V57H136ZM156 59H157V58H154L153 60H156ZM163 59H164V58H163ZM210 59H211V58H210ZM213 59H216V58H213ZM213 59H212V60H213ZM227 59H226V61H227ZM230 59H231V58H230ZM233 59H235V58H233ZM61 60H59V61H61ZM66 60H67V59H66ZM68 60H69V62H73L72 59H68ZM68 60H67V61H68ZM81 60H82V59H81ZM115 60H114V61H115ZM120 60H119V61H120ZM126 60H127V59H126ZM126 60H125V61H126ZM131 60H132V59H131ZM134 60H135V59H134ZM142 60H141V61H142ZM147 60H148V59H147ZM149 60H151V59H149ZM153 60H152V61H153ZM159 60H160V61H159ZM183 60H184V62H182ZM190 60H191V59H190ZM201 60H203V59L201 58ZM201 60H200V63H202ZM204 60H205V59H204ZM208 60H209V59H208ZM228 60H229V59H228ZM254 60H255V59H254ZM52 61H53V63H54V64L52 63V67H54V66L56 67V65H57L56 63L59 62V61L56 62V59H53ZM52 61H50V62H52ZM75 61H74V62H75ZM110 61H111V60H110ZM114 61H113V62H114ZM119 61H118V62H119ZM143 61H142V62H143ZM152 61H150V62H152ZM157 61H159L158 64H156V63H157L156 61H154V62H156V63L153 62L154 65L151 64L152 66H154L153 68H151V69H153L154 72H155V71H158V70H159V71H160V70L162 71V69H160V68H158V66H156V65H159V67H161L159 63L162 61V59L160 58V59H158ZM173 61H174L175 63L177 62V64L182 62V63H184L185 65L183 66V64H179V65H178L179 67H178L177 64L175 65V63H173ZM187 61H186V62H187ZM196 61H198V60L195 59V62H196ZM209 61H211V60H209ZM209 61H208V63L206 62V64H209ZM234 61H235V60H234ZM262 61H264V58H263V60H261L260 63H262ZM62 62H61V63H62ZM69 62H68V63L65 62V63H67V65H69ZM79 62H80V61H79ZM87 62H88V61H87ZM116 62H114V63H116ZM118 62H117V63H118ZM142 62H141V64H142ZM162 62H163V64H161V65H162L161 68H163L164 60H163ZM162 62H161V63H162ZM171 62H172L173 64H172ZM215 62L218 63V64H216ZM220 62H221V61H220ZM229 62H230V61H229ZM229 62H227V63H229ZM253 62L256 63L257 61L255 60V61H253ZM65 63H64V64H65ZM117 63H116V64H117ZM132 63H133V62H132ZM132 63H131V65H132ZM145 63H146V61H145ZM145 63H144V64H145ZM147 63H148V61H147ZM227 63L225 62V66H226ZM234 63H235V62H234ZM234 63H233V64H234ZM245 63H247V62H243L240 66H242V65L244 64V65H246L245 67L248 68V70H249V67H248L249 65H247V64H245ZM155 64H156V65H155ZM195 64H196V63H195ZM203 64H205V62H204ZM230 64H231V63H230ZM233 64L231 65V67L233 66ZM257 64H258V63H256V66H257ZM53 65H54V66H53ZM59 65H60V63H59ZM62 65H63V63L61 64V66H62ZM65 65H66V64H65ZM67 65H66V66H67ZM70 65H71V63H70ZM90 65H91V67L93 68V69L91 68V70L94 71V67H93L92 63H91ZM131 65H130V66H131ZM134 65H135V64H134ZM148 65H149V64H148ZM148 65H147V66L145 65V67H147V68H145L144 66H143L144 68H142V65H141V67H140V65H136V66H134V69H130V70H133V71L135 70L134 73H136V72L139 70L138 72L140 73V71H142L141 69H143V71H144V73H145V71L147 72V70H148ZM244 65H243V66H244ZM259 65L261 66V64H259ZM262 65H264V64L262 63ZM61 66H60V67H61ZM66 66H62V68H60V67L58 66V68H60V69H58V70L60 71L61 69H63V67H64V69H65ZM155 66H156V67H155ZM173 66H174V67H173ZM176 66H177V67H176ZM180 66H181V67H180ZM182 66H183V67H182ZM220 66H222V63L220 64ZM227 66H228V64H227ZM253 66H255V65H253ZM55 67H54V68H55ZM68 67H69V66H68ZM70 67H71V66H70ZM131 67H132V66H131ZM175 67H176V68H175ZM206 67H208V68H206ZM218 67H219V66H218ZM251 67H252V66H251ZM257 67H258V66H257ZM83 68H84V67H83ZM120 68H121V69H120ZM120 68H119V70H120L121 72H122V70H123V72H125V71L128 70V67H127L126 70H125V67H124V69H123V67H120ZM149 68H150V66H149ZM155 68H157V69L154 70ZM173 68H175V69L173 70ZM177 68H178L179 71L176 72V69H177ZM228 68H230V66H228ZM232 68H233V67H232ZM232 68H230L231 70H227V67H226V72H227V71H228V72H229V71L232 72V70H233ZM240 68H241V67H240ZM258 68H259V67H258ZM66 69H67V68H66ZM136 69H138V70H136ZM145 69H146V70H145ZM151 69H150V70H151ZM185 69H186V68H185ZM192 69H193L194 71H193ZM219 69L222 70V72H223V69H224V68H223V66H222V69H221L220 67H219ZM244 69H245V68H244ZM252 69H255V68H252ZM73 70H74V69H73ZM91 70H90V71H91ZM130 70H129V71H130ZM204 70H203V72H205ZM220 70L218 71V73L221 72ZM224 70H225V69H224ZM246 70H247V69H245V72H246ZM250 70H251V69H250ZM61 71H62V70H61ZM71 71H72V69H71ZM74 71H75V70H74ZM120 71H119V72H120ZM129 71H128V73L125 72L124 74H126L127 76H129V73L132 72V71H130V72H129ZM148 71H149V70H148ZM151 71H152V70H151ZM161 71H160V72H161ZM173 71H175V72H173ZM190 71L192 72V75H191ZM199 71H200V70H199ZM199 71H198V72H199ZM241 71H242V70H241ZM243 71H244V70H243ZM243 71H242V72H243ZM252 71H253V70H252ZM252 71H250V74H251V75L248 73L249 71H247V73H248L249 76H251V77L253 76V73H251ZM258 71H259V70H258ZM68 72H69V70H68ZM138 72H137V73H138ZM160 72H159V73H160ZM167 72H166V73H167ZM198 72H197V73H198ZM208 72L206 71V73H205V74H207V77H206V78L204 77L205 75H204L203 73L200 74V75H204L203 77L207 80V78H208ZM226 72H225V74H226ZM231 72H230V73H231ZM255 72H257V71L255 70ZM69 73H70V72H69ZM95 73H96V72H95ZM139 73H138V75H139ZM141 73H142V72H141ZM141 73H140V74H141ZM144 73H142L143 76H144ZM159 73H156V74H159ZM163 73H164V71H162V74H163ZM174 73H175V75H172V74H174ZM215 73H216V72H214V75H215ZM240 73H241V72L239 71V75H240ZM243 73H244V72H243ZM243 73H241V74L243 75ZM74 74H75V72H74ZM96 74H97V73H96ZM145 74H146V73H145ZM162 74H160V76H158V77L160 78ZM164 74H165V73H164ZM62 75H63V74H62ZM68 75H69V74H68ZM97 75H98V74H97ZM97 75H96V76H97ZM136 75H137V74H136ZM146 75H148V74H146ZM226 75H229V73H227ZM230 75H231V74H230ZM246 75H247V74H246ZM94 76H95V75H94ZM119 76H120L119 78H122V77H123V76L121 77L120 74H119ZM143 76H141L142 79H143ZM151 76H155V77H156L157 75H151ZM162 76H163V75H162ZM175 76H176L178 79H177ZM217 76H220V74L217 75ZM217 76H216V77H217ZM243 76H244V75H243ZM247 76H248V75H247ZM249 76H248V77H249ZM254 76H255V75H254ZM63 77H64V75H63ZM129 77H131V79H130V78H129V79L127 78V79H128L127 82H131V81H132V83H129V84H131V85L134 87V89L136 90L135 93H138V96H140V97H138V96L135 95V98L138 99V101H141V102H143V103H146V102H144V101H147V98H148L149 95H150V94L148 93V91H151L150 88H148V86L151 84V82H152L154 79L157 80L158 77H157V78L152 77V79H151L152 81H151L150 83L147 82V80H146V79H147V78H146L147 76L144 77L145 81L147 82L146 84L144 83V80L142 81V79L139 78V79L141 80V82L144 83V84H140V85H138L137 83L134 84V81H135V82H136V81L139 82V79H137L138 77H137V78H136V77L133 78V73H132ZM164 77L166 78V74H165ZM200 77H201V76H200ZM216 77H215V79H216ZM228 77H229V76H228ZM241 77H242V76H241ZM248 77H242V78H243V79H244V78L247 79ZM251 77H249L248 79H251V80H252ZM135 78H136V80H135ZM161 78H162V77H161ZM165 78H164L165 83L162 82V80H160V82H158V83H162V84H163V83H164V84H167V83H168V84H169L170 79L168 80V78H167V80H166ZM188 78H187V79H188ZM194 78H195V77H194ZM226 78H227V77H226ZM230 78H231V77H230ZM96 79H97V77H96ZM109 79H111V78H109ZM113 79H114V78H113ZM176 79H177V80H176ZM192 79H193V78H192ZM198 79H199V78H198ZM201 79H202V77H201ZM201 79H199V80H201ZM205 79H204V80H205ZM212 79H213V75L211 76V80H212ZM215 79H213V81H214ZM246 79L243 80L244 83H245V80H246ZM248 79H247V81H248ZM114 80H115V79H114ZM193 80H195V79H193ZM208 80H210V78H208ZM218 80H219V79H218ZM224 80H226L227 82H229L228 79H224ZM231 80H232V79H231ZM166 81H168V82H166ZM190 81H192V80H190ZM190 81H189V80H188V81L186 80V83H189V84H186V85H187V86H186L187 89H189L188 87H193V86H194V85L192 86V85L190 84V83H191ZM196 81H198V80H196ZM201 81H202V80H201ZM226 81H225V82H226ZM237 81L239 82V80H237ZM247 81H246V82H247ZM113 82H114L115 84H117V83H116V80L113 81ZM117 82H118V81H117ZM180 82H179L178 86L180 85V87H182L181 84H180ZM192 82H193V81H192ZM210 82H211V81H210ZM227 82H226V83H227ZM231 82H234V81H233V80L230 81V82H229V85L232 84ZM243 82H242V80H240L239 83H243ZM249 82H251V81H249ZM114 83H113V85H115ZM121 83H122V82H121ZM153 83H154V82H153ZM199 83H201V85H202V82H199ZM199 83H198V85H199ZM220 83H221V82H220ZM235 83H237V82H234V84H235ZM247 83H248V82H247ZM147 84H149V85H147ZM154 84H155V83H154ZM175 84L170 85V86L173 87ZM222 84H223V82H222ZM224 84H225V83H224ZM224 84H223V85H224ZM136 85H138V86L136 87ZM143 85H144V86L147 85V88L145 87V88H146V89H145V90H146V93L144 94V97H143V98H145V96H146V98H145L146 100H144V101H142L143 98L141 97V96H143V93L141 92V91H143V88H144V87L141 88V86H143ZM188 85H189V86H188ZM205 85H206V87H208L207 84L205 83V84H203V87H202L203 89L200 88L199 91H203V94H205L206 92H207V94H208V93H209L208 91L211 92V90H210L211 88H205V87H204ZM236 85H237V84H236ZM236 85H235V86H236ZM253 85H254V84H253ZM132 86H130V88H128V89H132V88H131ZM150 86H151V85H150ZM159 86H160V85H159ZM159 86H158V87H159ZM178 86H176V90L178 91V89H179V90L181 91V89H182V91H185V93H184V92H182V93L180 92V93H181V94H183V93L186 94V93H187L186 95H188V94H193L192 92H194V90L197 89V87L195 88V86H197V85H195V86H194L195 89H194L193 91H191V93H189V92H186V90H184V89H186L185 87H183V88H177ZM184 86H185V85H184ZM209 86L212 87V86H211V83L209 84ZM217 86H220V88L222 87V88H221V89H222V94H223V90H226V89H227L226 92H225V94H226V93L228 94V92H231V93H229L230 95H232V94L236 91V89H237L238 87H240V86H238V85H237L238 87H236V88H235L234 86L229 87L228 84H227V85L225 84L224 87L227 86V88L225 89L223 86H221V84H218ZM117 87H118V84H117ZM121 87H123V86H121ZM162 87L164 88L165 86L162 85L160 89H163ZM172 87H171V88H172ZM174 87H175V86H174ZM174 87H173L174 90L171 89V88H169V89H171L172 92L175 91L174 93L176 94L177 92H176V90H175ZM198 87H199V86H198ZM213 87H215V89H216V86H215V85H214ZM232 87H234V88H232ZM104 88H105V87H104ZM119 88H120V87H119ZM137 88H138V89H137ZM204 88L207 89V91H205ZM230 88H232V89H230ZM134 89H132V90H130V91L132 92V91H134ZM139 89H140V91H139ZM147 89H148V91H147ZM155 89H156V88H155ZM198 89H199V88H198ZM221 89L219 90V88H217V91H218V90H219V91H218V92H215L216 97H215L214 91H213V95H214V97H213L212 93L210 94L211 96L209 95L210 97H208V99H209V98L212 99V100H209V102H210V101H213V100H214V102H215V100H217V102L220 101V98H221V96H222V94H221V92H220ZM233 89H235V90L233 91ZM114 90L116 91V87L114 88ZM137 90H138V91H137ZM157 90H158V92H163V91H164V89L161 90V91H159V88H158ZM157 90H155L156 92L154 91L153 93H157ZM190 90H191V89H190ZM190 90H188V91H190ZM228 90H229V91H228ZM127 91H128V90H127ZM165 91H166V87H165ZM199 91H198V92H199ZM139 92H140V93H139ZM143 92H145V91H143ZM178 92H179V91H178ZM198 92H196V93H198ZM106 93H107V92H106ZM127 93H128V92H127ZM135 93H131V94H133V95H131V94H129V95H130V96H134ZM141 93H142V94H141ZM163 93H164V92H163ZM217 93L220 94V95L218 96ZM146 94H147V95H146ZM148 94H149V95H148ZM157 94H158V93H157ZM157 94H156V95H157ZM178 94H179V93H178ZM207 94H205L204 96L206 97ZM225 94H224V97L227 95V94H226V95H225ZM79 95H80V94H79ZM158 95H159V94H158ZM160 95H161V93H160ZM160 95H159V96H160ZM168 95H169V92H168ZM179 95H180V94H179ZM186 95H185V96H186ZM196 95H197V94H196ZM199 95H200V93L198 94V96H199ZM260 95H261V94H260ZM260 95H259V96L257 95L258 97L256 98V100L253 99L254 104H252V105L259 106V107H262V106L264 105V101H263V98H264V97L262 96L263 98H261V99H262V100H261V99L259 98ZM263 95H264V94H263ZM159 96H158V98L156 97L155 99H152V101H150V102H153V100H156V99H157L158 101H160L161 98L159 99ZM176 96H177V95H176ZM185 96H183L184 98H182V99H185V98H186ZM190 96H191V95H189V97H190ZM198 96H197V98H195V99H197V100H196V103H198L199 101H202V100H203V102H204V99H203L202 97H200V98L198 99ZM204 96H203V97H204ZM152 97L154 98V95H153ZM161 97H162V96H161ZM173 97H174V96H173ZM180 97H182V96L180 95ZM180 97H179V98H180ZM189 97L187 96V98L185 99V102H184L182 99H181L180 101H183L184 103H187L186 100L188 99L187 101H189V100H190ZM194 97H195V96H194ZM194 97L192 96L193 101H194ZM205 97H204V98H205ZM211 97H212V98H211ZM218 97H219V98H218ZM224 97L222 96L221 99L223 100ZM235 97H236V96H235ZM130 98H131V97H130ZM135 98H132V99L135 100ZM139 98H141L142 100H139ZM176 98H177V97H174L173 100H175ZM201 98H202V100H200ZM228 98H229V95L227 96V99H228ZM236 98H238V97H236ZM168 99L170 100L171 98L168 97L167 100H168ZM177 99H178V98H177ZM177 99H176V101H177ZM218 99H219V100H218ZM225 99H226V97H225ZM130 100H131V99H130ZM167 100L164 101V102L166 103ZM178 100H179V99H178ZM198 100H199V101H198ZM259 100H260L262 103H261V102L258 103ZM138 101H137V102H138ZM158 101H156V102L154 101V102L157 103ZM170 101H171V100H170ZM226 101H227V100H226ZM255 101H256V103H255ZM132 102H133L134 104H136V102H134V101H132ZM132 102L130 101V103H127V101H126V104H127V105L130 104V109H129V110H131V108H133V107H138L137 105L134 106V104H133ZM154 102H153V104H154ZM168 102H169V101H168ZM168 102H167V103H168ZM173 102H174V104H172ZM173 102H172V101L170 102V104H172V106L176 104L175 101H173ZM183 102H182V103H183ZM190 102H191V101H190ZM214 102H213V104H214ZM220 102H221V104H222V103H224V100H223V102H222V101H220ZM253 102H252V103H253ZM117 103H118V102H117ZM131 103H132V105H133L132 107H131ZM138 103H139V105H140V102H138ZM167 103H166V104H167ZM184 103L182 104V107H183V106H187V104H184ZM196 103H195V104H196ZM226 103H227V102H226ZM226 103H225V104H226ZM257 103H258V104H257ZM260 103H261V106H260ZM153 104H151L150 107H153V108H152V109H153L152 111L154 112L156 109H155V107L153 106ZM158 104H159V105H157V104H156V105L159 106V109H160V108H161V107H160V103L158 102ZM168 104H169V103H168ZM168 104H167V105H168ZM195 104H194V102H192V107H191L192 109H193V108L196 109L195 106L198 107V105H199V104H197V105H195ZM210 104H211V106H213L211 102L209 103V105H210ZM215 104H217V103L215 102ZM225 104H224V105H225ZM143 105H144V104H141V105L138 107V109H141V110H142L143 108H146L148 104H145V107H144ZM164 105H165V104H164ZM167 105H165L164 107L168 109L169 106H167ZM178 105H179V104H177V106H178ZM193 105H194V107H193ZM219 105H220V104H218V105H216V106L220 107ZM157 106H156V108H157ZM166 106H167V107H166ZM170 106H171V105H170ZM172 106H171V107H172ZM221 106H223V104H222ZM127 107H128V106H127ZM162 107H163V106H162ZM171 107L169 108L170 110H171ZM178 107H179V106H178ZM180 107H181V106H180ZM187 107H188V106H187ZM213 107H215V106H213ZM173 108H174V107H173ZM175 108H176V106H175ZM262 108L264 109V107H262ZM138 109H137V110H138ZM146 109H147V108H146ZM154 109H155V110H154ZM167 109H166V110H167ZM141 110H140V112H141ZM193 110H194V109H193ZM197 110H198V109H197ZM138 111H139V110H138ZM142 111H143V110H142ZM149 111H150V113L152 114V116H154V114L151 112L150 109H149ZM156 111H158V113H159L160 110H158V108H157ZM181 111H182V109H181ZM198 111H199V110H198ZM198 111H197V112H198ZM143 112H144V111H143ZM143 112H142V114H143ZM200 112H201V111H200ZM137 113H138V112H137ZM150 113H149L148 116L151 117V120H147L148 123H149V121L154 120V119H152V116H150V115H151ZM194 113H195V114H193L194 116H195V115L198 116L197 113H196V110H195ZM201 113H202V112H201ZM176 114H177V113H176ZM138 115H141V113L138 114ZM165 115H166V114H165ZM199 115H200V114H199ZM204 115H205V114H204ZM167 116H168V115H167ZM201 116H203V114H202ZM140 117H141V116H139V118H140ZM154 117H155V116H154ZM142 118H143V117H142ZM168 118H169V117H168ZM144 119H145V118H144ZM144 119H143V120H144ZM149 119H150V118H149ZM169 119H170V118H169ZM205 119H206V118H205ZM202 120H203V118H201V121H202ZM209 120H210V119H209ZM201 121H200V122H201ZM206 121H208V119H206ZM211 121H212V120H211ZM142 122L144 123V121H142ZM200 122H199V123H200ZM204 122H205V121H204ZM146 123H147V122H146ZM146 123H145V124H146ZM151 124H152V123H151ZM200 124H203V122H201ZM204 125H205V124H204ZM151 126H152V125H151ZM202 127H204V126H202ZM151 128H152V127H151ZM198 128H199V127H198ZM218 129H219V127H218ZM218 129H217V130H218ZM200 130H201V135H202L203 132H204L203 135H205V133H206V135H207V133H208L207 131L205 132V130H204V131L202 132V129H200ZM208 130H209V129H208ZM211 130H212V129H211ZM217 130H216V131H217ZM209 131H210V130H209ZM216 131H215V132H216ZM208 134H209V133H208ZM209 135H211V134H209Z\"/></svg>",
    "mask_w": 264,
    "mask_h": 264
}]
</instances>
